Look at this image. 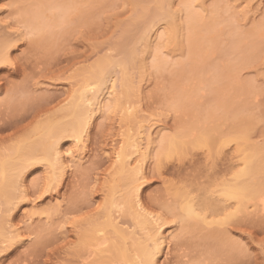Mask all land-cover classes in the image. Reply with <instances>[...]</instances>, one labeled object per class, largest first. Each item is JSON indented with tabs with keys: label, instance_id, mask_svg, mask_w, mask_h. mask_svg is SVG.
Returning <instances> with one entry per match:
<instances>
[{
	"label": "rangeland",
	"instance_id": "obj_1",
	"mask_svg": "<svg viewBox=\"0 0 264 264\" xmlns=\"http://www.w3.org/2000/svg\"><path fill=\"white\" fill-rule=\"evenodd\" d=\"M33 1L35 2L37 0H0V37L2 36L3 38H1L4 39V37H9V35L12 34L10 35V37H14L16 39V37L18 38L20 36H18V32L24 31V33H27L29 31L27 34L23 35L24 38L21 35L23 39L20 40L16 48L10 50V55L12 56L14 65L4 64V66L0 68V151H3L1 149H3L4 147V150H6V148H10L12 145H14V142H17V140H21L22 137L23 139L26 138V134H28L29 136L30 133V135L33 134L34 136V133L36 132V130L34 129V124L37 125L40 120L44 121L46 118V114H44L45 117L44 115L40 114L39 116L41 118L39 116L33 117L35 113L32 114V112L36 107L39 108L40 106H42V104L48 105L47 108L49 109H59V107H61V110H56L58 111L57 113L54 110L57 117H59L58 115L65 113V108L70 104L68 101H72L71 96L74 97L76 90L78 89V85L79 87L80 85H82L84 81L83 77L86 74L87 70H90L95 62L100 58L111 56L113 59H116L122 55L123 51L117 48V45L119 43L127 41L129 43H127V46L135 44L136 50H139L136 51L137 56H135V58H133L132 60V62L134 61V65L132 64L134 67L130 65L131 69L129 68V71L130 74L133 73L131 76H133L132 80L134 82L132 81V83H136V87L138 86V83L142 84L141 86L140 84L138 86L140 87V89H137L138 87L134 88L133 85L132 90L134 92L131 90L130 94H134L131 98H127L129 99H126V102L128 101V103L124 104H127L125 107L128 110L126 111L125 109V111H121L118 108L119 110L115 109V111H112V109L109 110L110 112L108 110V112H106V109L103 112L101 111V113L100 111L97 112L95 114L96 116L94 115L92 119V123L88 133L84 135L83 140L85 141L83 142L86 145L83 147L84 151H81L82 149L79 150L83 152V154H80L81 157L77 155L75 156L77 158H70L69 155H71V153L69 155H66L69 150L70 152L77 153L76 150L79 142H76V140L72 137H67L65 139L63 138L64 140H61V148L64 150L62 151L63 154L65 153L63 156L65 157L66 161L64 160L65 166L63 165L65 167L63 168L64 174L62 171V174L59 175L60 179L59 176L57 177L58 174L56 175V179H59L60 181L58 182L55 179L56 181H52V185L50 183H47V178L45 176H47L48 174L47 171L50 172L51 169L47 167L48 164L45 163H36L32 165V167L30 166L25 169V172H22V178L18 176L19 180L25 183V186L27 185L29 188L26 186V188H28L27 194L24 198L19 199V201H22H18V207L16 206L14 211L12 210L11 215L8 216V218L10 217V220L12 221L14 227L16 226L18 228V230L20 231V238L22 239L15 242L16 244H14L13 248L8 252V254L2 256L3 252L2 254L0 252V264H82V258L87 255V250L84 249V251H81V255L76 252V250L78 249L77 247L79 246H77V232L79 231H77L76 228L80 229V225L78 224H80V222L83 221L85 217L86 220L90 219V221H93L96 216H98V219L102 217L100 213L104 210L103 208L107 197L106 184L112 179V177L116 175V154L118 153L117 151L120 150L119 147L121 148V145L125 141L123 139L128 134L127 129H129V132L131 133L140 130L137 133L139 135L141 134V144L142 147H144L147 138L145 136L149 134L148 132L153 131L152 133L154 135L156 134L155 136H157H154L155 142H159L162 135H172L174 131L177 132V130H179V127H181V123H178L179 121H181V117H179L180 115H177L179 113H176V109L174 110V108L170 106V102H168L167 104L166 102L170 101L169 95L175 88H177L176 86H182L183 84L181 83L183 81L185 83L186 80L188 81L187 77H182L183 74L184 76H187V73L189 74L190 72H192V69L190 68L192 64L189 63V61L193 63V60H188L191 54L190 52L188 53V44L185 43L186 28L185 25L183 28V24L185 22H183L184 18L182 20V17L185 16V6L181 2L182 0H169L170 4L168 3L169 5H166L167 8H170L171 10H174L175 8V11L177 12V19L181 20L179 21L180 24L179 22H177L178 25H182L181 30L179 28L180 26H178L179 34H177V38L178 36L180 37V44L177 43L176 45H174L171 44V41L169 40V42L167 40L159 42L161 38H156L158 37L156 35L161 34L162 31L164 33L165 29L169 25V23L166 24L167 18L163 19V15L155 14L156 0H101L103 2L96 0L97 3L94 1V7L93 4L92 6L90 5L91 3H93L91 2V0L90 3L88 2L89 0H75L76 2L74 7H76L77 10H75V8H71L72 12L69 14L67 13L68 16L71 15L69 17V20L68 16L66 15V22L69 23L67 24V26L65 22L63 23V26L59 25V27H55L61 32H58L57 30V32L54 31L56 33V37H53L51 40H54L55 44H52L53 41H48V39L46 38V42L42 39V43L40 41L37 42V38L40 37V35L37 32L36 34L34 30L26 26V23L23 22V15L21 16V14L24 13V10H26L25 8L35 7L34 5L36 4L33 3ZM137 1L139 2V4L137 3ZM215 3H217L216 7L219 4V7L217 8L220 9V12L225 7L223 12L221 13L219 12V10L217 11V14L212 13L213 15H217V17L220 14L218 17V19H220L219 23H215L218 22L217 20L213 21L215 25L217 24V26L220 27L218 29L219 33H221L217 34L218 29L216 28L217 30L215 31V34H217L218 37H214L218 38L216 39L218 40V44H216L217 41H215L214 38L210 39V41L212 42L213 40L215 41L217 47H215L214 45L213 48L217 51L211 48L210 51L208 50L207 55L203 54V58L200 55V60L196 59L197 63L200 66L203 63L202 70H200V72L197 71V73L199 72L201 75H203V78L207 77L210 79V77H212L211 75H215V73L213 72H216L218 70L217 67H219V63L221 62L223 64V62L227 60V57L233 59H242L247 57V60L249 62L245 61V63H242L243 66L240 65V68H238L239 72L237 71V78H239L238 75H240V78L238 80H240L242 83L244 81L243 85H245V83L246 85L249 83L248 86L251 84L252 86L249 87H253L254 90L252 93L249 92L248 94L246 93L247 95H245L243 91L245 89H243V95H238L239 92L233 95H235V101L237 102L240 101L241 103V101L244 99V102H246L244 106L245 108L246 105H248L246 109H244V107L243 109L240 107V109L244 110L240 111L245 112V114L246 112L248 114L251 113L250 115L253 116V124H250L252 128H248V130L251 129L250 131H248L250 133L249 136L251 137L250 141L252 139L255 142L259 141V143H263L264 34L261 35L263 38L259 37V39H261V44L263 45V47L260 46V49H255L256 54L254 53V51L252 53L249 52V54H251L250 58L248 57V51L250 50L247 51V49L242 47V45L246 42H251L254 39L253 38L251 40V34L249 35L247 31H249V29L251 28L253 29V26L257 23H260V21L264 22V0H204L203 8L200 6H198V8L200 9L197 8L204 13H200V15L205 16L210 11L213 12L212 9H214L213 7ZM142 6H146L147 8H149V14H143ZM183 6L184 9L182 10ZM205 7H207L208 9ZM86 8L89 10H93L91 12H88ZM176 8L181 11L180 14L178 13V10H176ZM73 10L75 11V13L73 12ZM76 12L78 13V15L76 14ZM204 18H209V16H205ZM55 28H53V30ZM62 28L64 29L63 31ZM150 28L151 31H149ZM234 28H238L239 31L244 30V33L247 30L245 33L246 36L243 35L247 39H244V37H242L244 40L242 39L240 41L239 49L236 48L237 52L231 51L229 53V49L233 47H230V44L231 42H233V40H236L235 37L237 36V32L235 34V31H233ZM212 29H215V27H213ZM129 30L130 32H132L129 33ZM144 30L147 32V35L152 38L151 42L154 43H151L150 48H146V44L144 43V41H142L143 39L139 40L141 33L145 32ZM160 30L161 32H159ZM57 33H59L60 35ZM247 35H249L250 39H248ZM255 36L257 37V35ZM232 37L234 38L232 39ZM256 37L255 39L259 40ZM32 38L36 40H31ZM131 39L133 41H131ZM206 41H208V39ZM158 42L161 44L159 45ZM165 42H167V45L163 44ZM259 43V41H256V46L258 44L257 47H259ZM158 45L163 47L164 45H166L167 47H165V49L163 47H160L159 49L157 48ZM206 45L203 44V48H201L200 53L202 49L206 48ZM218 45H220L219 47H221V50L218 49ZM155 46L157 50H160L158 55H161L162 52V55H166L165 58H168L167 61L169 62L167 63V65L163 63L165 68L162 66L163 68H158V71H156L157 68L155 70L154 66V59L156 58L157 60L158 58L154 56L157 55L155 54L156 51H154ZM143 47L146 51L143 49ZM240 48L243 49V53L242 50L241 52L239 51ZM167 49L172 52L168 51V54ZM204 50L206 51L207 49ZM232 50H235V48ZM141 51H145L146 54H142ZM138 53H140L141 57L138 55ZM241 54L245 55L242 57ZM143 55L145 58L143 57ZM208 55L209 57L207 58L206 56ZM239 56L242 58H240ZM143 58L146 60L144 62L145 64L141 61L143 60ZM196 60H194V64L196 63ZM208 61L210 64L208 63ZM142 64L146 65V67L142 66ZM182 64H184V66L186 65L185 68L183 67L184 69H191V71L187 72L186 74L182 73V75H180V71H183L182 68H180L182 67ZM222 64L220 67L223 66ZM195 66L197 67V65ZM143 68L145 71L143 70ZM141 70H143L144 73ZM218 71L220 72V70ZM121 72L122 71L120 65H114V67H112L111 72L107 76L108 80L106 79L107 81H105V84H102L103 92H107L111 89L110 87L113 81H115V85L118 86L117 88L121 86ZM191 74H189L188 76H190ZM139 75L140 77L141 75H143V78L141 77V80L143 81L139 80ZM223 80H225V78ZM242 83H240L239 85L237 84V86L241 87ZM93 85L95 86L96 83H93ZM71 86H73L72 89L74 90L70 89ZM248 86V89L246 88V90L252 91V88H249ZM244 87L242 86V88ZM167 89L170 93H167ZM137 90H140V92H138ZM238 90L240 89H237V91ZM202 91L203 90H201L200 92L202 93ZM205 91L203 93L204 96L202 95L201 99L199 98L201 95L200 92L197 96V98L201 100L198 101V104L199 102L200 104L203 103V106L199 104L201 107L210 105L215 101L213 99V93H216V91H208L209 93H205ZM239 96L241 100H236V98ZM245 99H247L248 102ZM42 102H47L48 104ZM244 102L242 103L244 104ZM238 105L240 106V104ZM130 110L133 111L132 115H130ZM223 111H226V114H230L229 111L227 112V110L225 109ZM123 112H128V114L130 113V116H128L130 118H125L128 114L126 115ZM220 113L223 114L222 110ZM53 114L54 112L52 114L50 112V114H47V116L50 117L51 115L53 117ZM42 117L44 118V120H42ZM226 117L230 118L231 116L228 115ZM20 119L24 120H22L21 122ZM231 120L233 121V119ZM35 121L39 122L36 123ZM17 122L20 123V125H17ZM130 129H133V132L130 131ZM21 132H23L22 134L24 135H22ZM160 134L162 135L160 136ZM16 137L17 139H15ZM12 139H15V141H13ZM158 142L155 143L156 146L153 144L155 146L153 147V149L155 148L154 151H152L154 154L157 150H159ZM69 146L74 150H71ZM235 146L236 143L232 142L230 143V145L223 149V152L219 153L221 155L215 153L216 155H212V157L209 155V153H207L209 151H207L206 148H190L191 150L189 149V152L186 155L179 156L175 154L176 156L173 155L172 159L166 158L167 160L163 158L162 168L160 170L156 168L158 162L156 160L158 159V155H156L157 152L155 155L151 153V156L148 158L150 160H147L148 165L145 171L144 184L142 186L143 189L141 188L140 198H142L141 203L144 210H149L150 212L152 211L151 215H154V213L156 215H162L168 221L164 225L163 230H165V233H170L167 234V236L171 237H168V239L170 240H168V253L167 255L165 254L161 256V264H264V211H262V209L264 210V205H261L264 204V193H261L263 197L259 195L261 198L259 197L260 200L257 204V208H253V205L255 203H252V205L249 204L248 208H250L247 209L249 211L246 214L243 213V216L245 214L244 218L241 217L242 214H239V216H236L235 219L231 218L232 220L230 219V221H228V219V222L226 221V216L225 220L222 219V216H224V213L222 212H224L223 210H225L226 212V209L228 212L230 208V212H233L232 209H234V206H229L225 209L224 205L226 203V206H228L229 203V205H231V203L232 205L236 204L235 201L233 200L234 203L231 200H229V203L227 201H222L221 206L222 208L224 206V208L220 211H218V205L215 204L216 197L214 196H218V194H220L214 193L217 192V190L220 191V184L218 183H222L223 179L225 181V178L228 179L232 177L233 171H236L237 167L240 166L241 161L238 160V158L240 159V157L235 151ZM209 156L212 159L209 158ZM163 164L165 165L163 166ZM169 186L172 189L175 188L173 189L174 191L176 190V187L177 189H180L181 187L187 189V191L190 190L191 193L193 192L192 195H197L196 197H198L199 199L201 198V196L205 197L204 194H207L206 197L208 195L212 196L211 199L214 197L215 199L213 198L212 201L215 202V205L213 206H215V209L217 207L218 213L216 211L217 214H214L215 210L212 209L213 207L211 209L214 211H212L211 209H207L208 213H206L210 219L212 216H210V214H213V218L215 219L216 217L214 216L216 215L217 220L220 219V222H217L215 219L214 220L216 222H213V225L211 223L209 225V223L205 224L202 222V227L199 230L197 229L196 232H194L195 230H186L183 234L182 232L184 230H181L183 228L180 224V221H178L177 217L174 216L171 208L167 209L169 207H167L166 204L164 205L162 203H174L173 197L170 196L173 195L171 194L172 189ZM168 190H170V192ZM219 198L222 197L219 196ZM219 198L217 197V199ZM199 199L197 201L201 202L202 200L199 201ZM218 202L217 204H219ZM56 204L59 206V208L55 206ZM221 206L220 209H222ZM32 208L34 209V211L36 209L35 213ZM56 208L60 210L57 211ZM117 208H119L120 210L115 208L112 212L115 219L114 222L116 223L117 220V223H119L118 225L121 224L123 228L126 227V230H133V232L134 230H136L140 234L139 237L143 236L141 235V233L144 234L143 229V232H139V230H137L138 227L137 229L135 228L136 224L134 222V219H132V216L130 214L129 215L131 217L129 215H124L125 213L123 214L121 208ZM50 209H52V211ZM43 210L45 211L43 212ZM54 210H56L57 212H54ZM46 211L49 214H46ZM247 214L249 218L248 216H246ZM221 220L224 221H222L223 224H221ZM76 222L79 223L76 224ZM8 225L10 226L9 223ZM9 226L7 229H5L6 231L8 229H13L12 226ZM107 230H109V228ZM208 230H220V236H222L210 237L209 235H207V237H205V232H208ZM136 231L135 235L138 236V233H136ZM110 232H108V236H110ZM180 233H182V235ZM113 234L111 235V237H113ZM212 244L214 245V247ZM210 247H213L216 250H214L212 257H210L212 252L208 251ZM227 257H231V259H227ZM211 261H214V263H211ZM119 263L117 262L116 264Z\"/></svg>",
	"mask_w": 264,
	"mask_h": 264
},
{
	"label": "bare ground",
	"instance_id": "obj_2",
	"mask_svg": "<svg viewBox=\"0 0 264 264\" xmlns=\"http://www.w3.org/2000/svg\"><path fill=\"white\" fill-rule=\"evenodd\" d=\"M94 1L96 3H97V1L103 2L101 0H97V1L91 0V2H93V3H91L90 5L92 6V4H93V7L95 5ZM75 2H76L75 0H37L35 2L33 1V3L36 4V5L33 4L35 7L25 8L26 10H24V13H22L21 16L23 15L22 16L23 22L26 23V26L30 27L32 30L35 31V33L37 32L40 35V37L37 38L38 39L37 42L38 41L41 42L42 40L45 41L46 39H48V41H49L53 37L54 38L56 37V33L54 31L57 30L58 32H61L56 28H57V26L59 27V25L63 26V23L66 22V19H67L66 17L68 16L67 13L68 14L71 13L72 9H74V8H75V10H77L76 7H74ZM88 2L90 3V0ZM181 2L185 6V13H184L185 16L182 17V20L184 18L183 22L184 21L185 22L183 24V28H184V25L186 28L185 29V38H186L185 43L188 44V49H189L188 53L190 52V54H191V56L189 55L191 58L189 57L188 60L189 59H191V61L193 60V63L189 61V63L192 64L190 67L192 69V72H190L189 74H191V73L192 74L190 76H188L189 74L187 72L191 71V69H188V70L184 69L186 65L184 66V64H182V67H180V68H182V70L183 71L185 70V71L184 72L180 71L181 72L180 75H182V73H185V74L187 73V76L186 75L184 76V74H183L182 77H187L188 81L185 79L186 83L183 81L181 83V84H183L182 86H179V87L176 86L177 88H175L173 90V92L171 93L172 95L171 94H170L171 96L169 95L170 101L166 102V104L168 102H170L169 103L170 106H172V108H174V110L176 109V111H177L176 113H179L177 115L178 116L180 115L179 117H181V121H179L178 123H181L182 128L179 127V130L176 129L177 132L174 131V133L172 135L171 134L170 135L165 134V136H163L162 134H160V136L162 135L161 139L159 140V142L157 141L159 150L156 149L157 154L155 152V154L158 155V157H157L158 159H156L158 161L156 168L158 170H160L162 168L163 158L164 159H166V158L172 159V156L175 154H177L179 156L186 155L189 152L188 150L190 148H193V149H196V147L197 148L198 147L199 148L200 147L206 148L207 151H209L207 153H209V155L211 157H212V155H216V154L221 155L219 153L223 152V149L225 147H227L228 145H230V143H232V142L236 143V146H235L236 150L235 151H236L237 155L240 157V159L238 158V160L241 161L240 166L237 167V169L235 168L236 171H233L232 177H230V178L227 177L228 179L225 178V181L223 179L222 183L221 182L218 183V184H220V191L221 192L218 190H217V192H214V193H220V194H218V196H216V195L214 196V197H216V199L213 197L215 199L216 203L212 201V199H213V198L211 199L212 196L208 195L210 198L208 196L206 197L207 194H204L205 197L201 196V198H205V199H201V198L199 199L198 197H196L197 195L193 196L192 195L193 192L191 193L190 190H189L190 191L189 192V191H187V189H184L181 187H180V189L179 188L177 189V187H176V190L174 191L173 189H175V188L172 189L169 186L172 189L171 194H173V195H170V196L173 197L174 203H172V204H170V203L167 204L164 202H162V203L164 205L166 204L167 207H169L167 209L171 208L174 216H176L178 221H180V224L182 225V228H183L181 230H184L182 232L184 234V232L186 230H188V231H192V230L194 231L195 230L194 232H196L197 229L199 230L202 227L201 226L202 222L205 224L209 223V225H210V223L213 225V222H216V221L220 222V219L217 220L216 215L214 216V217H216V219L213 218V214H210V216L212 215L211 219L207 215V213H208L207 209H211L212 207H213L212 209H214L215 211L212 209L211 210L215 212L214 214H217L218 211L223 210L224 206H225V209L229 206H232V207L234 206L233 207L234 209H232L233 212H230L231 208L230 209L228 208L229 213L227 212V209H226V212H225V210H223L224 212H222V213H224V216H222V219L225 220V216H226V221L228 219H229L228 221H230L231 218L235 219L236 216H239V214H242L241 217L244 218L245 214L249 211V210H247L250 208V207L248 208L249 204L252 205V203H255L254 204L255 206L253 205V208L254 207L257 208V204L259 203L260 198L263 197L261 193H264V142L263 143L262 142L259 143V141L255 142L252 139H251V141H253V142L250 141L251 137L249 136L250 133L248 131H250L251 129L248 130V128H252L251 125L253 124V119H252L253 116L250 115L251 113L248 114L246 112V114H245V112H242V111H244L242 109L245 106L246 102H244V99H243L241 101V103L244 102V104L242 103L243 104L242 105L240 103V101L239 102L235 101V97H234L235 95H233V94H237V92H239L238 95L241 96L243 91H244V94L247 95L249 92L252 93L254 90L253 87H249V86H252L251 84L249 86H248L249 83L247 85H246V83H245V85H243L244 81L242 80L243 81V83H242L240 80H238L240 78V75H238L239 78H237V71L239 70L238 68H240V65L243 66L242 63H245V61H248L247 57L242 58L245 54L244 55L241 54L242 57L239 56L242 59H239V58L233 59V58L227 57V60L225 62L222 61L223 64L220 62L223 65L222 67H220L221 64L219 63V67H217L218 70H220V72L218 70L217 71L214 70L218 73L213 72V73H215V75L212 73L213 75H211L212 77H210V79L207 77L203 78V75H201L199 73L200 70H202V65H203L202 62H201L202 64L200 63L201 66L197 63V60L198 59L200 60V58H199L200 55H201V57L203 56V54L207 55L208 50L210 51L211 48L214 47V45H215V47H217L216 44H218V40H216L218 38H214V37H216L217 34L221 33V32L219 33V29H218L220 27L217 26V24L215 25V23H219L220 19H218V17L220 14L218 15V17H217V15H213V14H215V13L217 14L218 10L220 12V9L217 8V7H219L218 6L219 4L216 7L217 3H215L214 7H213L214 9H212L213 12H211L209 10L210 12L207 14L209 16V18H204L205 16L206 17H208V16L207 15L201 16L200 13H203V11L201 12V10H198V9H200V8H198V6L203 8L204 0H182ZM137 3L139 4L138 1H137ZM168 3H169V0H156L155 14L156 15H158V14L163 15L164 16L163 19L167 18L166 24L169 23V25L166 28L167 31L165 29V31L163 33V31L161 32V30H160L159 32H161V34L156 35V36H158L156 38H158V39L161 38V40L159 42L169 40V41H171L170 42L171 44L176 45L177 43L180 42L179 41L180 37L178 36V38H177V34H179L178 33V26H180L179 28L181 30L182 25L177 24V22H179L181 20L177 19V16H176L177 12L175 11V8H174V10L167 8L166 5L170 4V3L169 4ZM33 5H31V6H33ZM184 6L182 7V10L184 9ZM142 7H143L142 8L143 14L144 15L149 14V11H148L149 8H147L146 6H142ZM205 8H207V7H205ZM224 8H223V10H224ZM83 9H84V7H83ZM90 9H91V7H90ZM92 10L87 9L88 12H91ZM176 10H178V8H176ZM223 10L221 12H223ZM81 11H82V9H81ZM73 12L75 13L74 10H73ZM178 13L180 14L181 11L178 10ZM76 14L78 15L77 12H76ZM70 16H68V20H69ZM214 16L217 18H215ZM72 18H75V17H72ZM178 18H180V17H178ZM214 20H217L218 22L214 23L213 22ZM74 21H75V19H74ZM69 22H71V21H69ZM65 24L67 26V24H69V23L66 22ZM179 24H180V22H179ZM128 27H130V26H128ZM213 27H215V29H212ZM53 28H55V29L53 30ZM63 28H62V31L64 30ZM60 30H61V28H60ZM216 30L218 31V33L216 32L217 34H215ZM250 30H252V31H250ZM149 31H151V28ZM233 31H235V34L237 32L236 35L238 36V38L236 36L235 37L236 40H233V42H231V40H230V42L232 44V45L230 44V47H232V46L233 47L231 49H229L230 50L229 53L231 51L234 52L237 49H239L240 41L243 39L242 37H244L243 35H245L247 30L244 33V30L239 31L238 28L237 29L234 28ZM131 32L129 30V33H131ZM252 32H253V34H252ZM18 33H19L18 36L19 35L20 36L18 38L16 37V39L14 37H12V38L10 37V35H12V34H10L9 37H7L5 35L6 38L4 37V39H2L3 38L2 36H1L2 38L0 37L1 38L0 39V68H2V66H4V64H6V65L7 64L8 65L13 64V59H12V56L10 55V50L11 49L13 50L14 48H16L18 43L20 42V40L24 38L23 35L27 34V33H24V31H20ZM247 33L249 35L251 34V36H250L251 40L253 38L254 39L251 42H246L248 44L244 43L242 45V47L246 48L247 51L250 50V51H248V54H249V52L252 53L253 51L255 53V51L258 48L260 49V46L263 47V45L261 44L262 43L261 39H259V37L263 38L261 35L264 34V22L260 21V23H257L256 25L253 26V29L252 28L249 29V31H247ZM7 34H9V33H7ZM57 34H59V33H57ZM21 35L23 36V38L21 37ZM51 35H53V36H51ZM249 35H247L248 39H250ZM255 35H257V37ZM154 36H155V34H154ZM165 37H166V39H165ZM255 37L258 38L259 40H256ZM13 38H14V40H13ZM213 38L215 39V41H217L216 44H215L214 40H213V42L210 41V39H213ZM233 38L234 37H232V39ZM141 39H143L142 41H144V43L146 44V48L151 47V43H153V42H151L152 38H150V36L147 35L146 31L141 33L139 40H141ZM177 39H178V41H177ZM207 39H208V41H206ZM244 39H247V38L244 37ZM31 40H34V38H32ZM51 41H53V43L51 42L52 44H55L54 40H51ZM131 41H133V40L131 39ZM256 41L260 42L259 47H257L258 44L256 46ZM159 42H158V44L160 45L161 43H159ZM127 43H128L127 41L126 42L124 41V42H121L117 45V48H119L123 51V53L120 57L113 59L111 56H105V57L97 60L90 70H87L86 74L83 77L84 81H83L82 85H80V87L78 85V87H77L78 89L76 90L74 97L71 96L72 101L71 102H70V100L68 101L70 104L68 103L69 105L65 108V113L61 114L63 116L58 115V114L57 115L59 117L56 116V113L58 112L56 110L58 108L57 109H49V108H47L48 105H45V104H42V106H40L39 108L36 107L35 109H37V110L34 109L35 112L33 110L32 114L35 113L38 115L34 114L33 117H37L40 114H42V115L46 114L47 119L45 118V120H44V118L42 117V120H44V121L40 120V122L38 121L39 123L37 121H35L38 124L37 125L34 124V129L36 130V132L34 133V136H33V134L30 135V133L28 132L29 136H28V134H26L27 135L26 138L23 139V137H22L21 140H19V141L17 140V142H14V145H12L10 148H6V150H4L5 147L3 149H1V150H3V151H0V248H1L0 252H1V254L3 252L2 256L5 254H8V252L13 248L14 244H16L15 242H17V240L19 241L22 239V238H20V231L18 230V228L16 226L14 227L12 221L10 220V217L8 218V216L11 215L12 210L14 211L15 207L17 206L19 199H22L25 197V195L28 192L27 189L29 188L27 185L26 186L28 188H26L25 183L21 182L19 180L18 176L21 177V174H22V172H25V169H27L30 166L32 167V165H34L36 163H39V164L45 163V164H48L47 167H49L51 169V170L49 169L50 172L47 171L48 174H47V176H45L47 178V179L45 178L47 183L51 184L52 181H56V180L59 182L60 181L59 175L62 174V171L64 174L63 168H65L64 167L65 166V164H64L65 157L63 156L65 153L63 154L64 150L61 148V143H62L61 140L63 138L65 139L67 137H69V138L72 137L76 140V142H79V145H77V150L75 149L77 151V153L74 152L75 153V155H74V153L70 152V150H69L66 153V155L67 154L69 155L71 153V155H69L70 158L71 157L73 158L77 155H79V157H81L80 154H83V152H81V151H84L83 147L86 145L83 142V141H85V140H83V138H84V135L87 134L89 131V128L91 126L92 119H93L94 115L99 111H100V113H101V111L103 112L105 109H106L105 110L106 112H108L109 110H112V109H113L112 111H115V109L117 110L118 108L121 111H125V109H126L125 106L127 104L126 105H124V104L128 103V101L126 102V99L131 98L132 95L134 94V93L130 94L131 90L133 88V85H134V88L136 87L135 86L136 83L135 84L132 83L133 76H131V75L133 73L130 74L129 70L131 69V66L134 65L133 64L134 61L132 62V60H133V58H135V56H137L136 51L138 50V49L136 50L135 44H133V45L130 44L131 46H127ZM163 44L167 45V42H165ZM203 44H205V45L207 44L208 46L206 45V48H204V49H207L206 51L204 49H202V51L203 50L204 51L203 52L201 51V53H202L201 54L200 50H201V48H203ZM156 45H157V43H156ZM159 45L157 48L160 49V47H163V46H159ZM166 45H164V47H163L164 49H165V47H167ZM247 45H248V47H247ZM219 46L220 45H218V49L221 48ZM154 48H153L154 51L157 52V53L155 52V54H157V55H154V56L158 57L157 60H156V58L154 59V66H155V70L157 68L156 71H158V68H160V69H162L163 67L165 68L163 63L165 65H167V63H169V62L167 61L168 58L167 59L165 58L166 55L165 56L162 55V52H161L162 56L158 55L160 50L159 49L157 50L156 46ZM168 48H169V45H168ZM234 48H235V50H232ZM241 48L239 51L241 52V50H242V53H243L244 51ZM143 49H144V47H143ZM246 49H245V51H246ZM213 50H216V49L213 48ZM145 51H141L142 54H146ZM168 51H169V49H167V52ZM169 52H172V51H169ZM169 52H168V54H169ZM209 54H211V53H209ZM248 54H246V55H248ZM138 55L140 56V53H138ZM250 55L251 54H249V56H248L249 58L251 57ZM143 57H144V55H143ZM206 57L208 58L209 55ZM144 58H143V60H141L143 63L146 61ZM163 58H165L166 60ZM204 59H205V56H204ZM194 60H196L197 64L196 63L194 64V62H195ZM138 63H140V62H138ZM206 63H207V59H206ZM208 63H209V61H208ZM144 64H142V66L146 67V65H144ZM114 65L115 66L120 65V67H121V71H122L121 72L122 73L121 74V86L119 85L120 87L117 88L118 86H116L115 85L116 83H114L115 81H113V83L111 84V87H110L111 89L107 92H103L102 87L105 84V81L108 80L107 76L111 72V69H112V67H114ZM195 65H197V67ZM204 65H206V64H204ZM193 66H194V68H193ZM143 70H144V68H143ZM143 70H141V71L144 73L145 70L144 71ZM197 71H199V72L197 73ZM142 76L143 75H141V77ZM139 77H140V75H139ZM141 77L139 80H141ZM224 78H225V80H223ZM141 81H143V80H141ZM93 83H96V85L94 86ZM235 83H236V86H237V84L239 85L240 83H242L241 87H239V86L236 87ZM139 84L140 83H138L137 85L139 86ZM141 84H140V86H141ZM242 86L243 87L245 86V87L242 88ZM247 86L249 88H252V91L246 90ZM72 87L73 86H71L70 89H72ZM236 88L240 89V90L237 91ZM137 89H140V87H138ZM243 89H245V90H243ZM72 90H74V89H72ZM201 90H203L202 93L200 92ZM204 91H205V93L206 92L209 93L210 91H216V93H213L214 97L211 95L215 101L213 103L210 102L211 103L210 105H206L204 107H201L200 105H202L203 103L200 104V102H199L200 105L198 104V101H201V100H199L197 98V96L199 95V92H200L201 95L199 98L201 99L202 98L201 96L203 95ZM138 92H140V90ZM168 92L169 91L167 89V93ZM11 94H12V92H11ZM215 94H217V95H215ZM232 95H233V98H232ZM215 96H216V98H215ZM240 96L237 97L236 100L237 99L241 100ZM203 99H204V97H203ZM127 100H129V99H127ZM245 100L248 102L247 99H245ZM25 101H23V102H25ZM42 103L48 104L47 102H42ZM237 103L240 104V106ZM247 106L248 105H246V108H247ZM51 107H53V106H51ZM240 107L242 109H240ZM60 108L61 107H59V109ZM246 108L244 107V109H246ZM224 109L227 110V112L229 111L230 114H228V113L226 114V111H223ZM54 110L56 111V113ZM127 110L128 109H126V111ZM221 110H222L223 114L220 113ZM236 110H238V111H236ZM240 110H242V111H240ZM52 111L54 112L55 115L53 114V117L51 115H50V117H48L47 114H50V112L52 114L53 113ZM130 112H131V114L130 113L129 114L132 115L133 111L130 110ZM224 112H225V117H224ZM123 113H125V112H123ZM59 114H60V112H59ZM125 114L127 115L128 112ZM129 114L125 118H130V117H128V116H130ZM228 115H230L231 117L227 118L226 116H228ZM44 117H45V115H44ZM131 119H133V118H131ZM231 119H233V121ZM249 119H250V122H249ZM20 120H19V122H20ZM22 120H24V119H22ZM22 120H21V122H22ZM33 120H34V118H33ZM237 123H239V124H237ZM18 124L20 125V123L17 122V125ZM17 125H15V126H17ZM231 127H232V129H231ZM142 128H144V127H142ZM127 130H128V132H127ZM127 130H126V132L128 134L123 139L125 141L121 145L122 147L121 148L119 147L120 150L117 149L119 151L116 150L118 152V153L116 152L117 153L116 154V159H117L116 170L117 171H115L116 175L114 177H112L113 176L112 175L111 176L112 179L110 178L111 180L110 181L108 180L109 182H107V184H106L107 185V197H106L105 205L103 203V205H104L103 209L104 210L101 211V213H100L103 218L101 217L102 219L101 218L98 219V216H96L94 220L92 219L93 221H90V219L86 220V217L84 216L85 218L84 217H83L84 219L82 218L83 219V221H81L82 223L79 221L80 224H78V225H80V229L78 228L79 229L78 230L76 228V230L79 231V232H77V234H78L77 235V239H78L77 240L78 241L77 246L78 245L79 246L77 247L78 249L76 250V252H78L79 255H81V253H80L81 251H84V249L87 250V253H86L87 255L82 258L83 259L82 264H116L117 262L118 263L120 262L122 264H161L160 263L161 262L160 260H162L161 256H163L165 254L167 255V253H168L167 248H168V243L170 240L168 239L169 236H167V234H170V233H167V232L165 233V230H163L164 225L168 221L162 215H156L154 213V215H155L154 216V215H151L152 211L150 212L148 210L149 211L148 212V211L144 210L142 203H141L142 198H140L141 197L140 196L141 188L144 184L145 171H146V169H147L146 167L148 165L147 160H150L148 158L151 156V153L153 155H155L152 151H154L155 148L153 149V147H155L156 146L155 143H157V142H155V138H154V136L156 134L154 135L152 133L153 131L148 132L149 134L145 136V137H147L146 141H145L146 142L145 146L142 147L141 138H140L142 136H141V134L139 135L137 133L140 130L137 129L138 131L133 132V129L132 130L130 129V131H132L134 134L129 132V129H127ZM149 131H151V130H149ZM22 133L23 132H21V134ZM135 133H137V134H135ZM156 133H157V131H156ZM22 135H24V134H22ZM155 137H157V136H155ZM122 138H123V135H122ZM15 139H17V137ZM15 139L14 140L12 139V140L15 141ZM76 142H75V145H76ZM82 143H83V145H82ZM10 144H9V146H10ZM6 146H8V145H6ZM69 148H70V146H69ZM80 149H82V150L79 151ZM71 150H74V149H71ZM210 156H209V158H211ZM217 157H219V156H217ZM75 158H77V157H75ZM164 165L165 164H163V166ZM68 166H69V164H68ZM46 169H45V172H46ZM235 169H233V170H235ZM56 175H57V177L59 176V179H56ZM21 180H24V179H21ZM55 185H56V183H55ZM168 191L170 192V190H168ZM259 195H261V197ZM219 196L222 198H219ZM217 197L219 199H217ZM198 199H199V201H201V200L202 201L198 202L197 201ZM216 200H218V201L220 200V201L218 202ZM229 200H231L232 202L234 200L236 204L232 205V203H231V205H229L230 204ZM256 200H258V201H256ZM20 201H22V200H20ZM222 201L223 202L227 201L229 203L228 206H226L227 203L225 202L226 204L222 208V206H221ZM217 202L219 204H217ZM214 203L216 205H218L217 206L219 208L218 211H217V207H216V209L214 208L215 207V206H213V205H215ZM174 204H176V205H174ZM261 205H264V204H261ZM55 206H57L59 208V206L57 204ZM220 206L222 209H220ZM117 207L121 208V210L123 211V214L125 213L124 215L130 214L132 216V219H134V222L136 224L135 228L137 229V227H138L137 230H139V232H141L143 229L144 234L141 233V235H143V236L139 237L140 234L136 230H134V232H133V230H130L131 232L126 230V227L123 228L121 224H120L121 226L118 225L119 223H117V220H116V223L114 222L115 219H114V215L112 212L114 211L115 208L119 209ZM164 207H166V206H164ZM60 208H61V206H60ZM258 208H260V207H258ZM263 208H264V206H263ZM46 210H48V209H46ZM50 210L52 211V209H50ZM56 210L59 211L60 209L58 210L56 208ZM56 210H54V212ZM211 210H209V211H211ZM33 211H34V209H33ZM35 211H36V209H35ZM35 211H34V213H35ZM44 211L45 210H43V212ZM216 211H217V213H216ZM262 211H264V210L262 209ZM1 212H3V213H1ZM102 212H103V214H102ZM30 213H31V211H30ZM219 213H221V212H219ZM243 213H245L244 216H243ZM46 214H49V213L47 212ZM30 215H29V217H30ZM246 216H248V214ZM248 218H249V216H248ZM28 219H30V218H28ZM84 220H86V221H84ZM222 221L223 220H221V224H223ZM79 222H76V224ZM84 222H86V223H84ZM8 223L10 224V226L13 227V229L12 230L8 229L6 231L5 229H7L9 226ZM218 224H220V223H218ZM76 227H79V226H76ZM108 228H109V230H107ZM110 230H111V232H110ZM135 231H136V233H138V236L135 235ZM108 232L111 233L110 236L107 235V234H109ZM182 233H180V234L182 235ZM205 233H206L204 235L205 237H207V235H209L210 237L211 236H220L221 231L220 230L219 231H217V230L209 231L208 230V232H205ZM112 234H113V237H111ZM213 247H214V245H213ZM213 247L212 248L210 247V249H208V251L212 252L211 256L209 255L210 257H212L214 250H215ZM219 249H221V248H219ZM84 253H82V254H84ZM206 254H210V253H206ZM225 255H226V253H225ZM217 257H218V255H217ZM229 258L231 259V257H229ZM229 258L227 257V259H229ZM216 260H217V258H216ZM212 262L214 263V261H211V263Z\"/></svg>",
	"mask_w": 264,
	"mask_h": 264
}]
</instances>
